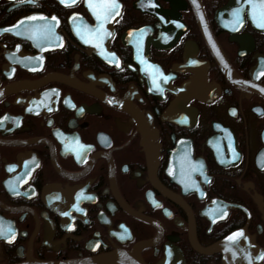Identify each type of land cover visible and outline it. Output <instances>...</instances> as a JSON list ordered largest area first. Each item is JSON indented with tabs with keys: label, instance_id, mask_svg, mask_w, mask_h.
<instances>
[{
	"label": "flooded vegetation",
	"instance_id": "1",
	"mask_svg": "<svg viewBox=\"0 0 264 264\" xmlns=\"http://www.w3.org/2000/svg\"><path fill=\"white\" fill-rule=\"evenodd\" d=\"M262 14L0 0V264H223L237 231L264 254Z\"/></svg>",
	"mask_w": 264,
	"mask_h": 264
},
{
	"label": "water",
	"instance_id": "2",
	"mask_svg": "<svg viewBox=\"0 0 264 264\" xmlns=\"http://www.w3.org/2000/svg\"><path fill=\"white\" fill-rule=\"evenodd\" d=\"M140 247L141 245L131 252L117 250L100 257L61 264H145L140 255ZM217 251L223 253V264H261L264 258L254 239L245 231L232 233L207 249V252Z\"/></svg>",
	"mask_w": 264,
	"mask_h": 264
},
{
	"label": "snow or ice",
	"instance_id": "3",
	"mask_svg": "<svg viewBox=\"0 0 264 264\" xmlns=\"http://www.w3.org/2000/svg\"><path fill=\"white\" fill-rule=\"evenodd\" d=\"M61 2L63 3L64 0H61ZM89 7H92L94 10H95V8H101L103 10V15L97 14V19L101 20V19H106L108 15H111V10L118 8L119 6L113 3V4H104V5H91L90 4ZM254 7H255V5H254ZM236 15L238 18L239 11H237ZM254 18H255V15H254ZM29 19H34V17H30ZM261 19L264 20V14H262ZM261 26H264V24H262ZM101 27H102V25H101ZM229 239H231V237Z\"/></svg>",
	"mask_w": 264,
	"mask_h": 264
}]
</instances>
